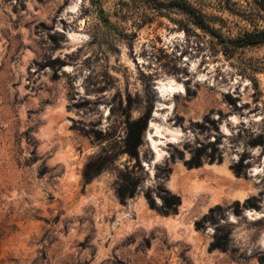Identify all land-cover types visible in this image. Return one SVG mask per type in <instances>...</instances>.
Instances as JSON below:
<instances>
[{
  "label": "rangeland",
  "instance_id": "1",
  "mask_svg": "<svg viewBox=\"0 0 264 264\" xmlns=\"http://www.w3.org/2000/svg\"><path fill=\"white\" fill-rule=\"evenodd\" d=\"M258 32L264 0H0V264H264Z\"/></svg>",
  "mask_w": 264,
  "mask_h": 264
},
{
  "label": "trees",
  "instance_id": "2",
  "mask_svg": "<svg viewBox=\"0 0 264 264\" xmlns=\"http://www.w3.org/2000/svg\"><path fill=\"white\" fill-rule=\"evenodd\" d=\"M175 4H180L178 6L183 8L188 14H190L193 17H197L199 20V22L197 23L198 26L203 28L204 26L203 21L200 15L196 11H194L190 7H187L186 5H184V3H175ZM262 43H264V32L249 34L239 40L234 41V44H237L238 46H253ZM145 128H146V121L143 119H139L131 122L127 128L124 153H126L129 157L134 158L136 160H138L137 149L141 144V134L145 130ZM101 169H102V163L95 162L93 164H87L83 174L85 182L88 183L89 181H91L93 177L98 175ZM132 195L133 193H130L128 196H132ZM119 197L121 201H124L126 199L127 196L125 195L124 189H119ZM151 204L154 205L153 202H151ZM178 205H179L178 197H166L164 199L163 207L165 208L166 212L175 211ZM196 227L198 229L203 228V223L197 222ZM216 248H221V247L216 242L212 243L210 249H216Z\"/></svg>",
  "mask_w": 264,
  "mask_h": 264
},
{
  "label": "bare ground",
  "instance_id": "3",
  "mask_svg": "<svg viewBox=\"0 0 264 264\" xmlns=\"http://www.w3.org/2000/svg\"><path fill=\"white\" fill-rule=\"evenodd\" d=\"M156 90L158 91L160 100L166 102L169 101V97L174 95L175 93L179 91H184V87L177 83L175 80H159L157 83ZM170 107L169 109H171ZM231 120L236 121L234 117L231 118ZM150 127H154L157 130V127L154 124H150ZM165 133L168 134L167 136H171L172 138H178L180 132L177 129H165ZM174 140V139H173Z\"/></svg>",
  "mask_w": 264,
  "mask_h": 264
}]
</instances>
